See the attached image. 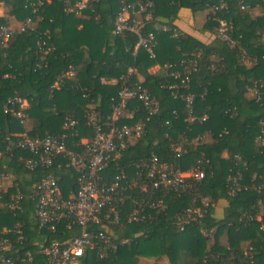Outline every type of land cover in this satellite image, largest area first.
<instances>
[{
	"label": "trees",
	"instance_id": "16d2710c",
	"mask_svg": "<svg viewBox=\"0 0 264 264\" xmlns=\"http://www.w3.org/2000/svg\"><path fill=\"white\" fill-rule=\"evenodd\" d=\"M75 1L0 0V25L30 19L34 26L10 37L0 48V173L14 177L8 192L26 193L30 184L52 174L62 198L76 193L78 175L67 159L57 157L49 169L27 172L23 161L30 154L5 153L6 142L14 134L56 136L71 120L74 126L65 131L71 135L66 146L82 153L84 147L78 142L89 141L93 135L86 125V112L92 111L95 120L105 124L117 102V79L131 68L135 75L130 80L137 79L155 100L157 111L146 116L138 102L130 101L127 109L132 118L118 120L126 125L142 122V134L129 140L118 158L105 162L101 177L109 183L122 172L130 187L117 207L119 224L100 221L89 230L111 235L116 247L104 261L97 259L95 251H88L77 264H137L139 258L161 257L168 264H264V145L257 141L264 134V0H151L149 19L143 20L142 14L137 19L141 35H154L153 58L141 48L134 50L135 34H114L118 0H88L77 16L66 14L67 5ZM221 5L220 13L231 24L232 45L215 37L210 13L201 28L211 36L205 42L173 25L181 9L194 14ZM163 25L170 30L162 31ZM172 30L178 34L172 36ZM185 60L193 61L195 68L189 81L192 121L183 101L167 89L172 82L168 73L178 70ZM153 66L169 68L151 74L148 70ZM69 69L74 76L63 77ZM58 79V86L52 88ZM113 79L114 84L105 83ZM251 91L257 92L258 99ZM13 96L28 105L21 125L3 113L6 100ZM174 144L181 148L177 158ZM150 154L181 172L196 160H205L206 177L200 183L187 179L189 188L184 192L153 188L145 169L135 168L140 162L148 163ZM230 177H236L235 186ZM200 198L207 204L205 213L178 231L170 219L190 206L202 207ZM150 201H161L165 209H146L147 223H127L126 216L137 204ZM23 210L15 218L5 211L0 221V226L22 222L27 239L17 246L19 250L35 249L37 234L44 244L61 245L78 235V227L66 221L58 222L52 232L37 233L29 200H24ZM123 240L127 242L119 245ZM32 264L46 263L36 254Z\"/></svg>",
	"mask_w": 264,
	"mask_h": 264
},
{
	"label": "built area",
	"instance_id": "2783aa9c",
	"mask_svg": "<svg viewBox=\"0 0 264 264\" xmlns=\"http://www.w3.org/2000/svg\"><path fill=\"white\" fill-rule=\"evenodd\" d=\"M87 2L88 0H78L69 3L64 12L77 16L86 8ZM152 6L151 0H118V11L113 22L114 34L120 36L126 32L135 34L137 40L134 50L143 49L149 58L154 57V35L152 32L140 34L141 24L137 16L142 14V19L148 20ZM222 9L223 6L221 5L210 10L216 24L215 37L221 42L232 45L234 41L230 35L231 24L223 13H220ZM32 11L35 12L36 9ZM218 13H220L219 16ZM33 27L30 19L18 24L0 25V48L5 45L10 37L26 30H32ZM161 30L169 31L170 28L163 25ZM177 34L175 30H172V36ZM39 50L41 51L40 46ZM242 56V59L245 60L244 52H242ZM164 68L168 69L169 66ZM194 70L193 61L185 60L179 63L178 70L168 73L172 82L168 83L167 89L173 92V98L183 101L189 121L193 120L191 116L193 94L189 92V81ZM73 74V71L69 69L63 74V77L70 78L74 76ZM134 75V70L128 68L126 75L117 79L120 83L117 102L111 106L105 124H99L92 111L86 112V125L92 129L93 135L89 141L81 139L78 142V145L84 147L82 153L74 152L66 146V140L71 135L68 136L65 131H70L74 126V122L71 120H67L63 124V132L56 136L45 135L29 138L25 134H14L7 140L4 148L5 153L21 150L30 154V157L23 161V167L27 172L49 169L57 157L67 159L69 165L78 175L76 178L77 191L74 195L62 198L57 186V178L52 174H47L30 184L26 188V193H20L18 189L14 193H9L8 188L12 186L14 177L10 173H0V221L3 218L1 213L5 211L14 218L23 213L24 200H29L32 204L31 217L37 233L39 231L52 232L58 222L66 221L78 227V235L61 245L57 242L44 244L40 235L37 234L33 240L35 249L31 251L20 248L19 250L17 246L23 244L27 239L25 227L18 220L12 224L5 223L0 226V264H32L36 254L42 255L46 264H77L79 259L88 251H95L96 257L100 261L110 257L116 247L111 235L103 231L90 233V226L96 225L100 221L114 225L119 224L120 211L117 207L130 185L122 172L115 175L109 183L104 182L101 174L105 162L109 158H118L126 143L142 134L143 127L142 122L126 125L118 124V120L132 118V111L127 109L130 101L138 102L146 112V116H151L157 111L155 100L139 85L137 79L130 80ZM59 82L60 79L53 84L52 88H56ZM251 93L258 99L256 91H251ZM27 109L28 105L25 99L13 96L6 100L3 113L21 125L26 119ZM172 115L174 116L175 113L172 112ZM201 120L203 119L201 118ZM164 124L167 125V122ZM257 141L261 146L264 145V134L258 137ZM172 150L175 152V157H179L180 146L174 144ZM206 163L205 160L198 159L193 167L181 172L178 169H173L170 165L159 163L156 157L150 154L148 163L140 162L136 164L135 168L145 169V176L152 180L153 188L161 187L175 192H184L186 188H189L186 183L187 179L197 183L205 179L204 165ZM229 181L235 186L236 177H230ZM143 186L144 184L141 189ZM261 187L264 188V183ZM232 193L230 190L229 194ZM199 204L202 207L190 206L182 214L172 216L170 220L178 231H183L186 224L202 217L205 213L204 207L207 204L202 198L199 199ZM146 209L160 212L165 209V206L161 201L141 202L133 211L128 213L126 216L127 223H147L149 217L148 214L144 213ZM126 242L127 240L120 241L119 245Z\"/></svg>",
	"mask_w": 264,
	"mask_h": 264
},
{
	"label": "crops",
	"instance_id": "0c3cea01",
	"mask_svg": "<svg viewBox=\"0 0 264 264\" xmlns=\"http://www.w3.org/2000/svg\"><path fill=\"white\" fill-rule=\"evenodd\" d=\"M210 11H200L192 14L188 10L181 9L179 10L176 20L173 22V25L177 28V30L181 33L193 36L194 38L205 42L210 40L208 34H203L201 32L202 25L204 24L207 15ZM257 9L253 10V15H257ZM0 15H2V11H0ZM165 68H159L158 66H153L149 68L148 72L151 74L164 72ZM107 84H114L115 80H109L105 82ZM137 264H168L167 260L164 257L161 258H153V259H145L139 258Z\"/></svg>",
	"mask_w": 264,
	"mask_h": 264
},
{
	"label": "rangeland",
	"instance_id": "374dc122",
	"mask_svg": "<svg viewBox=\"0 0 264 264\" xmlns=\"http://www.w3.org/2000/svg\"><path fill=\"white\" fill-rule=\"evenodd\" d=\"M1 11V10H0ZM197 13V12H196Z\"/></svg>",
	"mask_w": 264,
	"mask_h": 264
}]
</instances>
